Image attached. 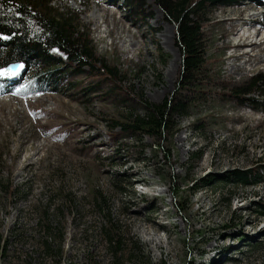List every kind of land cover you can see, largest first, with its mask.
I'll list each match as a JSON object with an SVG mask.
<instances>
[{"label":"rangeland","instance_id":"obj_1","mask_svg":"<svg viewBox=\"0 0 264 264\" xmlns=\"http://www.w3.org/2000/svg\"><path fill=\"white\" fill-rule=\"evenodd\" d=\"M51 5L74 13L124 86L152 101L174 91L181 69L175 28L153 0ZM239 11L240 23L260 14L247 27L259 42L264 0L216 4L204 24L217 89L225 92L264 71V62L244 64L245 53L258 48L239 34ZM13 71L0 74V264H264V215L257 211L264 179L220 181L232 168L264 163L259 92L247 94L255 103L225 94L220 103L196 107V115L176 117L166 159L147 146L148 136L140 152L134 140L112 134L118 128L109 129L108 120L124 92L105 93L108 87L86 72L66 73L56 90L22 92L25 67ZM110 222L132 238L136 252L113 256L103 232Z\"/></svg>","mask_w":264,"mask_h":264},{"label":"trees","instance_id":"obj_2","mask_svg":"<svg viewBox=\"0 0 264 264\" xmlns=\"http://www.w3.org/2000/svg\"><path fill=\"white\" fill-rule=\"evenodd\" d=\"M51 1L0 0V69L12 63L25 67L26 78L19 85L22 92L56 90L65 82L66 73L77 75L81 72L107 86V94L124 92L126 96L118 97L116 111L108 120L109 129L118 128L117 132L111 130L112 134L134 140L140 145V152L145 148L143 139L148 136L151 142L147 146L153 151L156 149L154 154L160 151L162 157L169 159L166 144L177 129L175 118L196 115V107L208 100L220 103L225 94L241 98L259 92L264 96V89H260L264 87V71L251 76L247 82L224 87L228 88L226 92L217 89L220 75L207 55L204 24L210 7L232 0H153L161 7L165 18L174 24L175 44L181 55L176 87L160 101L148 99L141 89L124 86L121 71L98 56L92 39L80 27L74 13L59 11ZM129 1L135 4L140 0ZM53 50L61 52L65 60L55 56ZM156 51L159 61L166 63L168 53L158 44ZM246 99L253 103L257 101L250 96ZM263 170L264 163L232 168L220 181L233 186L253 184L264 179ZM257 211L264 215V202L257 203ZM103 232L113 256L131 255L138 250L132 238L125 236L115 223L103 227Z\"/></svg>","mask_w":264,"mask_h":264},{"label":"bare ground","instance_id":"obj_3","mask_svg":"<svg viewBox=\"0 0 264 264\" xmlns=\"http://www.w3.org/2000/svg\"><path fill=\"white\" fill-rule=\"evenodd\" d=\"M250 6V5H249ZM250 8V7H249ZM245 10H246V8H245ZM241 13L243 14V12H241V11H239V13H238V15H237V18H235V20H236V22H239V24H240V29H238V32H239V34L242 36V39H244V41L245 40H249L248 42H251L250 44H253V45H255V47L256 48H258V50L255 52V51H253V49L251 50V53L250 54H247V52L245 53V56L247 57L246 58V60L244 61V64L245 63H248V64H250V65H256L257 63H259V62H264V37H263V35H261V38L262 39H260V41L259 42H256V40H254V38L256 39V37L258 36V35H256L255 33H254V35H253V33L252 32H255V31H251L249 28H247V27H249L250 25H252V23L254 22V23H256L257 21H256V17L257 16H259L260 14H257V15H252L251 14V16H249L248 17V19L247 20H245V21H243V23H240L241 22V20H242V18H241ZM97 16H99V17H101V18H103V15L102 14H100L99 13V15H97ZM98 18V17H97ZM244 19V18H243ZM258 23H260V22H258ZM261 24V23H260ZM253 27V26H252ZM254 30H258V33H259V28L257 29H254ZM247 42V43H248ZM250 44H248V45H250ZM258 44V45H257ZM239 45H241V47H244L243 45L244 44H239ZM247 45V44H246ZM254 47V48H255ZM252 48V47H251ZM239 69H241V70H244L245 69V66H239ZM1 73H8V74H10V73H14V71H12V72H10V71H8V72H1ZM0 73V74H1Z\"/></svg>","mask_w":264,"mask_h":264},{"label":"water","instance_id":"obj_4","mask_svg":"<svg viewBox=\"0 0 264 264\" xmlns=\"http://www.w3.org/2000/svg\"><path fill=\"white\" fill-rule=\"evenodd\" d=\"M16 68H18V63H12L6 67L8 70H15Z\"/></svg>","mask_w":264,"mask_h":264}]
</instances>
